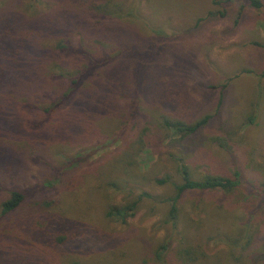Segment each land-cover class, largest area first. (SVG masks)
I'll return each mask as SVG.
<instances>
[{"label": "rangeland", "instance_id": "rangeland-1", "mask_svg": "<svg viewBox=\"0 0 264 264\" xmlns=\"http://www.w3.org/2000/svg\"><path fill=\"white\" fill-rule=\"evenodd\" d=\"M220 1L0 0V205L11 191L23 195L17 210L0 216V264H264V7ZM105 4L110 15L100 16L96 7ZM216 11L224 16L206 17ZM86 39L109 44V55L117 50L112 72L125 93L144 71L153 126L159 114L175 111L173 91L183 94L191 121L210 114L208 124L180 146L165 138L128 156L122 141L92 139L94 119L81 106L56 110L51 119L43 110L54 77L78 62L53 49ZM172 77L181 91L165 87ZM48 123L74 130L71 142L56 141ZM116 123L100 120L101 135ZM77 129L90 133L79 137ZM219 129L233 136L225 149L208 140ZM179 164L220 176L237 171L241 191L187 193L171 226L165 201L172 188L155 181L177 182ZM141 193L147 197L125 223L105 216ZM185 243L200 248L197 261L177 256Z\"/></svg>", "mask_w": 264, "mask_h": 264}, {"label": "trees", "instance_id": "trees-1", "mask_svg": "<svg viewBox=\"0 0 264 264\" xmlns=\"http://www.w3.org/2000/svg\"><path fill=\"white\" fill-rule=\"evenodd\" d=\"M241 1H245L253 10H261L264 7L261 0ZM211 4L212 6L221 7L223 3L220 0H211ZM106 7L107 4L96 7L97 10H102V13H99L100 16L110 15V13H107ZM239 12L237 13V19L239 18ZM85 14H81L79 17H84ZM116 14L122 13L118 9ZM223 16L224 11H216L208 12L206 17ZM201 20L197 19L194 24L197 25ZM233 24H236V21ZM85 31L87 32V30ZM111 50L109 44L106 45L103 41L93 39L91 42L86 39V41L74 47L69 46L64 40L58 43L53 51L58 52L62 59L63 57L67 58L65 54H69L70 59L78 61L77 67L70 73L64 72L54 77V83H52L54 89L52 94L47 96L49 97L48 106L45 107L43 112L45 114L51 112L50 117L52 119L53 113L56 110L65 109L68 106L83 107L85 110L82 115L94 119L93 124L95 126L91 131L93 135L92 139L96 141L97 138L103 137L104 140L108 141L107 144L109 145L118 140V143L122 141L124 142L123 151L125 150L128 156L136 154L143 149L150 148L157 141L165 138L168 139L169 143L180 146L186 139H190L205 128L212 115L203 114L191 121V117L184 107L185 102L183 100L181 101L183 94L176 93L175 95V91H173V99L177 101L175 111L159 114L161 122H159V125L155 124L153 126L151 119L152 114L155 113L151 108H153L154 103H152L151 97L144 91V87L148 84L144 71L141 70L139 84L134 85V81L130 82L127 88L128 91L125 93L126 83H124L123 79H118L112 72V65L115 61L113 53L117 52V50L109 55L108 52ZM178 81L175 77H172L170 80L167 79L165 87L169 86V89H173L179 86L181 91L182 87L178 84ZM49 82L51 83V81ZM225 87L226 85L219 87L214 112L221 105ZM216 88L213 86L207 87L209 90ZM254 112L255 110L252 108L246 116L247 123H253ZM108 118L115 119L117 123L111 133L104 137L100 133L98 123L100 120ZM48 126L50 129H54L56 133L54 139L56 141L63 140L64 142H71V133H74V130L63 127L61 124L48 123ZM77 133H80L78 136L82 137L90 132L87 129L81 133L77 129ZM232 137L224 129H219L208 140L219 149H225ZM175 173L178 179L177 182L170 181L169 178L155 181L159 185L169 184L172 188V195L166 198L165 201L167 203L165 221L170 223L171 226H175L177 222L179 212L177 204L185 194L190 192L208 193L211 191H221L233 195L236 191H241L243 184L237 171L230 172L228 176H220L216 174L197 173L192 171L190 166L179 164ZM249 184L252 186L251 181ZM107 185L115 186L113 183H107ZM145 197H147L146 194L141 193L133 201L110 207L105 212V216L125 223L127 218L133 216L137 203L141 198ZM22 200L23 195L19 191H11L9 197L0 205V216H7L12 211L17 210ZM252 236V233L244 235L243 242L240 245L241 250L249 246ZM233 241L237 242V240ZM165 249V246L160 247L157 255L158 260L164 256L165 253L163 251ZM201 255L202 253L198 246L191 247L188 243H185L184 246H179L177 250V256L181 259L184 258V262L186 260L197 261ZM73 264L81 263L75 262Z\"/></svg>", "mask_w": 264, "mask_h": 264}]
</instances>
